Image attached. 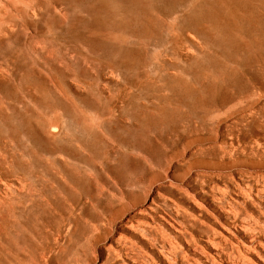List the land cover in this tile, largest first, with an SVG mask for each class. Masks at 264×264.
<instances>
[{
  "label": "rangeland",
  "instance_id": "obj_1",
  "mask_svg": "<svg viewBox=\"0 0 264 264\" xmlns=\"http://www.w3.org/2000/svg\"><path fill=\"white\" fill-rule=\"evenodd\" d=\"M0 264H264V0H0Z\"/></svg>",
  "mask_w": 264,
  "mask_h": 264
}]
</instances>
